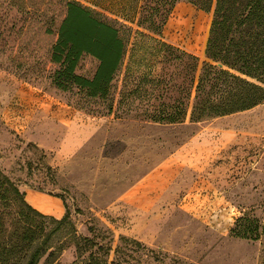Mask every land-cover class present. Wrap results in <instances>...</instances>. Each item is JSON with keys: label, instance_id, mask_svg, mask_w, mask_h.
<instances>
[{"label": "rangeland", "instance_id": "1", "mask_svg": "<svg viewBox=\"0 0 264 264\" xmlns=\"http://www.w3.org/2000/svg\"><path fill=\"white\" fill-rule=\"evenodd\" d=\"M79 1L116 24L128 42L106 99L53 83L58 65L51 49L65 13L59 0L28 2L25 9L40 11L29 17L12 10L0 19V168L22 191L60 198L61 216L25 209L38 225L51 229L50 217L60 219L69 209L76 230L70 224L58 230L38 264L91 256L107 264H264V236L230 234L241 215L264 220V101L196 123L137 117L119 100L134 31L149 32L137 23L154 4ZM211 21V11L177 0L163 26L164 40L200 58L197 74L207 60ZM97 66L84 54L76 72L91 78ZM177 96L173 91L165 99ZM72 124L77 140L85 135L73 151L66 144Z\"/></svg>", "mask_w": 264, "mask_h": 264}, {"label": "trees", "instance_id": "2", "mask_svg": "<svg viewBox=\"0 0 264 264\" xmlns=\"http://www.w3.org/2000/svg\"><path fill=\"white\" fill-rule=\"evenodd\" d=\"M35 1L0 0V19L12 10L29 17L38 13L40 9H25L26 3ZM59 1L65 13L51 49V62L58 65L52 75L53 83L62 90L76 87L88 97L106 99L123 64L128 42L120 28L95 9L79 0ZM150 1L154 5L137 23L149 32L134 31L119 106H132L136 116L148 122L173 125L188 117L196 123L248 110L264 101V0H187L212 12L205 49L207 60L202 62L198 74L200 58L162 36L177 0ZM84 54L98 60L91 78L76 72ZM171 68L177 72H170ZM130 83L133 87L127 91ZM173 91L178 96L166 100ZM132 97L137 102L129 99ZM112 111L110 105L109 112ZM11 207H17L16 211H1ZM25 209L44 216L0 168V264H38L52 248L50 240L58 230L70 224L76 232L69 209L60 219L50 217L55 225L47 231ZM11 215L16 217L7 222ZM230 234L258 240L264 236V220L241 215L235 219ZM76 264L107 261L91 256Z\"/></svg>", "mask_w": 264, "mask_h": 264}, {"label": "crops", "instance_id": "3", "mask_svg": "<svg viewBox=\"0 0 264 264\" xmlns=\"http://www.w3.org/2000/svg\"><path fill=\"white\" fill-rule=\"evenodd\" d=\"M64 118H65V120L72 121L73 114L70 115V116H64ZM75 123L76 122L74 121L73 124H75ZM75 128H76L75 125H73L70 128V133H68L67 138H66L67 148L70 149V150H72V151L75 150L76 148H78V145L79 144H82L84 142V140H85V135L83 133H81V139H80V141L77 140V138H78V132H77V130ZM29 196L31 197L32 200L33 199H37V200H48V199H50L57 206L53 210V215H55V216H61L63 214V203L60 200V198H58V197H52V196H50V195H48V194H46L44 192L37 191V190H34V191L32 190V191L26 193V200L27 201H28L27 198ZM28 203L31 204V206H33L35 209L39 210L32 202L28 201Z\"/></svg>", "mask_w": 264, "mask_h": 264}, {"label": "bare ground", "instance_id": "4", "mask_svg": "<svg viewBox=\"0 0 264 264\" xmlns=\"http://www.w3.org/2000/svg\"><path fill=\"white\" fill-rule=\"evenodd\" d=\"M28 201L32 202L40 211L44 213L53 214V210L57 207L55 203H53L50 199L48 200H37L31 199L29 196Z\"/></svg>", "mask_w": 264, "mask_h": 264}]
</instances>
